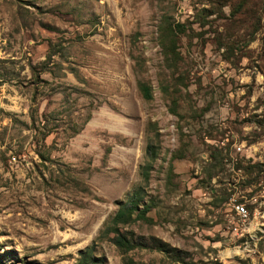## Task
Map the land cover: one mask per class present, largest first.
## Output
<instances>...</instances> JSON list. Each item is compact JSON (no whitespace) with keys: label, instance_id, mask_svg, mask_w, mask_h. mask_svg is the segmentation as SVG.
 Returning a JSON list of instances; mask_svg holds the SVG:
<instances>
[{"label":"rangeland","instance_id":"obj_1","mask_svg":"<svg viewBox=\"0 0 264 264\" xmlns=\"http://www.w3.org/2000/svg\"><path fill=\"white\" fill-rule=\"evenodd\" d=\"M236 2L0 0V264H264V0ZM137 185L120 229L181 260L100 233Z\"/></svg>","mask_w":264,"mask_h":264},{"label":"trees","instance_id":"obj_2","mask_svg":"<svg viewBox=\"0 0 264 264\" xmlns=\"http://www.w3.org/2000/svg\"><path fill=\"white\" fill-rule=\"evenodd\" d=\"M243 0H237L235 5L230 9L231 14L241 13ZM205 19H200V23L203 24ZM192 30L191 26H187L183 22H166L163 25V30L167 32V40L163 43L165 47V52L169 53L171 56H175L172 54L175 51V37L181 33L185 32L186 29ZM234 44V41L230 42L227 47H231ZM137 88L139 90L140 95L149 99L152 96L150 85L142 80L137 79ZM174 99H171V104L169 105L170 111L175 112L174 107ZM144 152L148 157V160L139 165V172L141 174L142 180L146 182L149 176V169L151 168V161L157 155V145L147 141L144 146ZM143 187L142 185H137L128 192V194L124 197L123 200L118 202V205L113 212V214L104 222L103 228L100 230V233L104 236H109V232H111L110 240L121 250L126 251L135 246H146L152 244L154 247H157L161 250L168 252L174 259H182L181 252L173 247H166V243L150 236L149 242L146 243L145 240L141 236L134 237L132 231L130 230H121L120 224L127 223L130 220L140 218L149 220V217L146 215V211L149 209L148 202L142 200L143 198ZM88 252L85 251L79 257L77 264H86L88 260Z\"/></svg>","mask_w":264,"mask_h":264},{"label":"built area","instance_id":"obj_3","mask_svg":"<svg viewBox=\"0 0 264 264\" xmlns=\"http://www.w3.org/2000/svg\"><path fill=\"white\" fill-rule=\"evenodd\" d=\"M232 207H236L237 211H241L243 214L247 215V210L243 202H235L232 204Z\"/></svg>","mask_w":264,"mask_h":264},{"label":"bare ground","instance_id":"obj_4","mask_svg":"<svg viewBox=\"0 0 264 264\" xmlns=\"http://www.w3.org/2000/svg\"><path fill=\"white\" fill-rule=\"evenodd\" d=\"M236 208V207H235ZM236 210H237V208H236ZM240 215H245V214H243L241 211H237Z\"/></svg>","mask_w":264,"mask_h":264}]
</instances>
